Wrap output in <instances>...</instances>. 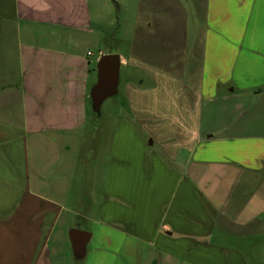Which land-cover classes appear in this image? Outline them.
Segmentation results:
<instances>
[{
	"label": "crops",
	"instance_id": "0c3cea01",
	"mask_svg": "<svg viewBox=\"0 0 264 264\" xmlns=\"http://www.w3.org/2000/svg\"><path fill=\"white\" fill-rule=\"evenodd\" d=\"M130 1L126 57L105 0H0V264H264V0Z\"/></svg>",
	"mask_w": 264,
	"mask_h": 264
},
{
	"label": "rangeland",
	"instance_id": "374dc122",
	"mask_svg": "<svg viewBox=\"0 0 264 264\" xmlns=\"http://www.w3.org/2000/svg\"><path fill=\"white\" fill-rule=\"evenodd\" d=\"M186 8L189 10L190 24L192 26L191 18H193V7L189 0H183ZM139 14L138 7L136 1L130 0H118V3H115L113 0H105L104 3V13L103 19L101 22H98V28L103 32V45L102 48L105 51L117 50L119 49L123 56H128V39L131 36L133 29L135 28L138 22ZM123 75L124 70L121 71V79H120V89L119 94L109 98L103 106V111L105 112L109 106H113L115 102H120L121 92L122 91V83H123ZM100 121L101 118H96ZM154 150L158 151V147H153ZM86 151H83L82 159L84 163L88 166V171L91 173L95 169V155L94 150L91 152L88 151L87 155ZM88 215L92 216V213H88ZM87 215V216H88ZM75 226L77 228H81L82 230H87L88 222L84 215L78 216L74 218Z\"/></svg>",
	"mask_w": 264,
	"mask_h": 264
},
{
	"label": "water",
	"instance_id": "95a60500",
	"mask_svg": "<svg viewBox=\"0 0 264 264\" xmlns=\"http://www.w3.org/2000/svg\"><path fill=\"white\" fill-rule=\"evenodd\" d=\"M121 58L118 54L103 55L97 63V83L91 91L93 110L101 113L103 103L118 94L120 83ZM88 233L73 230L71 239L78 251H81L89 240Z\"/></svg>",
	"mask_w": 264,
	"mask_h": 264
}]
</instances>
